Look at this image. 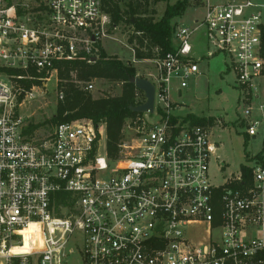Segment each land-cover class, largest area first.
Returning a JSON list of instances; mask_svg holds the SVG:
<instances>
[{
    "label": "built area",
    "instance_id": "built-area-1",
    "mask_svg": "<svg viewBox=\"0 0 264 264\" xmlns=\"http://www.w3.org/2000/svg\"><path fill=\"white\" fill-rule=\"evenodd\" d=\"M189 2L201 15L174 25L173 50L147 77L153 111L126 122L135 134L111 157L102 124L59 123L38 141L24 135L18 107L57 77L55 62L96 58V44L117 27L102 0H0V264H66L75 253L83 264H264V149L248 163L250 182L239 172L213 184L217 145L207 126L174 114L171 100L173 79L179 95L198 74V30L230 58L248 99L252 79L263 75L264 3ZM29 80L40 83L26 87ZM258 110L264 121V103ZM258 121L246 135H255ZM30 225L43 231L39 248L15 253Z\"/></svg>",
    "mask_w": 264,
    "mask_h": 264
},
{
    "label": "rangeland",
    "instance_id": "rangeland-1",
    "mask_svg": "<svg viewBox=\"0 0 264 264\" xmlns=\"http://www.w3.org/2000/svg\"><path fill=\"white\" fill-rule=\"evenodd\" d=\"M178 0H166L172 4ZM264 3V0H258ZM165 0L152 4L150 8L154 9V17L158 18L164 9ZM149 8V9H150ZM201 11L194 8L189 2L183 14L176 18L175 24L189 23L190 19L199 17ZM264 22V11H263ZM131 26L127 23H121L116 28L106 31V35L101 39V45L109 55H117L123 61L133 63L137 71L141 74L154 72L157 65L155 58L136 59L135 51L128 42L131 34ZM201 30L193 35H198ZM196 37V36H195ZM194 37V38H195ZM199 52L212 53L209 57H198V74L191 76L187 80V86L181 89L180 95L176 88L179 81L172 80L171 100L178 103V107L172 112L179 117L194 115L197 117L213 118L214 124L207 126L209 141L217 145L214 156H211L209 163L210 181L217 185L221 184L225 178H231L240 172L241 167L248 163V159L254 157L262 148L264 138V121L261 120V113L258 105L264 103V67L261 77H254L251 81V95L244 100V92L236 82L235 72L231 66L230 58L224 53L216 51L215 47L208 43L205 38L197 39ZM135 58V61L133 59ZM137 72V74H138ZM57 77H52L47 81V85L42 91L37 90L35 97L22 103L19 107L20 114L27 122H42L48 119L54 113L56 101L58 98ZM121 84L119 82H108L106 80H93V97L106 95H116L120 92ZM142 96L138 93V98ZM18 105V103H17ZM246 105L251 108L249 115H244ZM145 114L147 117V113ZM149 120L155 119L153 115L148 116ZM257 119L256 133L246 138L247 126ZM129 129V128H128ZM49 125L41 126L37 130V136L42 138L48 135ZM134 129L126 130L124 140L129 142L134 136ZM123 140V141H124ZM105 148V140L102 141ZM220 166V170H218ZM43 231L41 227L31 226L19 232L22 238L21 246H14L15 252L32 251L39 248ZM66 264H83L79 253L68 255Z\"/></svg>",
    "mask_w": 264,
    "mask_h": 264
},
{
    "label": "trees",
    "instance_id": "trees-1",
    "mask_svg": "<svg viewBox=\"0 0 264 264\" xmlns=\"http://www.w3.org/2000/svg\"><path fill=\"white\" fill-rule=\"evenodd\" d=\"M161 0H102L103 10L110 16L111 24L118 26L127 23L131 26V34L128 37L129 44L135 51V58L160 59L168 51L173 50L172 34L176 18L185 11L188 0H178L168 3L162 14L155 18L152 4ZM150 8V9H149ZM97 55L89 61L86 57H77L72 60L55 62L57 67V89L62 93V98H57L54 113L42 122H27L23 133L28 138L41 140L53 132L54 127L63 122L75 119H90L94 125L102 124L105 127L106 151L109 156L119 155V144L125 137L126 122L141 119L142 113L134 112L131 106L144 101L143 92L135 88L130 81L137 75V69L133 63L123 61L117 55H109L105 52L101 43L96 44ZM261 56L264 59V27L261 35ZM138 76V75H137ZM106 80L119 82L120 92L116 95L93 97L90 90L85 87L93 80ZM26 87L40 83L37 80L22 81ZM138 93L141 98H138ZM183 121L191 124L210 126L214 124L213 118L188 115ZM44 125L50 126V131L45 137H38L37 130ZM248 135H246V138ZM264 149V138L261 150L254 155L258 158ZM251 158L248 159V163ZM244 164L241 169V179L246 184L251 180V168ZM240 185L232 183L231 186Z\"/></svg>",
    "mask_w": 264,
    "mask_h": 264
},
{
    "label": "water",
    "instance_id": "water-1",
    "mask_svg": "<svg viewBox=\"0 0 264 264\" xmlns=\"http://www.w3.org/2000/svg\"><path fill=\"white\" fill-rule=\"evenodd\" d=\"M92 57L91 60H94ZM134 83L135 88L143 92L144 101L137 105L131 106L130 109L134 112L145 113L152 112L154 106V85L153 83L145 78L135 75L130 79Z\"/></svg>",
    "mask_w": 264,
    "mask_h": 264
},
{
    "label": "crops",
    "instance_id": "crops-1",
    "mask_svg": "<svg viewBox=\"0 0 264 264\" xmlns=\"http://www.w3.org/2000/svg\"><path fill=\"white\" fill-rule=\"evenodd\" d=\"M196 36V37H195ZM195 37V38H194ZM199 38H205L207 41H208V43H211L208 39H207V37L205 36V34H204V32H200V34L198 33V35H194L193 36V38H192V48H193V52L195 53V55H197V56H202V58L203 57H209V56H207L206 54H204V53H202V52H199L200 50H199V48H198V43H197V39H199ZM143 70L144 71H146V73H143V74H141V73H139L138 71V76H140V77H145V78H147L148 77V74H150V73H152V72H147V69H145V68H143ZM198 71H199V68H198ZM180 93H181V91H180ZM180 93H179V95H180ZM178 94V93H177Z\"/></svg>",
    "mask_w": 264,
    "mask_h": 264
},
{
    "label": "bare ground",
    "instance_id": "bare-ground-1",
    "mask_svg": "<svg viewBox=\"0 0 264 264\" xmlns=\"http://www.w3.org/2000/svg\"><path fill=\"white\" fill-rule=\"evenodd\" d=\"M31 226H34V225H30V226L24 228L23 230H25V229H29ZM12 250L14 251V248H13ZM14 252H15V251H14ZM26 252H27V251H26ZM15 253H24V252H15Z\"/></svg>",
    "mask_w": 264,
    "mask_h": 264
}]
</instances>
